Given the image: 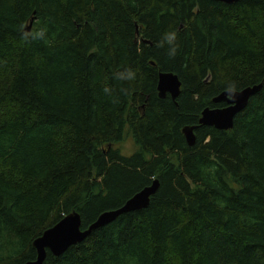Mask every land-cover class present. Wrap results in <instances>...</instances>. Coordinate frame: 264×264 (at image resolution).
I'll return each instance as SVG.
<instances>
[{
  "label": "trees",
  "instance_id": "obj_1",
  "mask_svg": "<svg viewBox=\"0 0 264 264\" xmlns=\"http://www.w3.org/2000/svg\"><path fill=\"white\" fill-rule=\"evenodd\" d=\"M170 31L174 59L157 46ZM125 68L134 81L113 78ZM162 72L181 80L176 100L159 96ZM230 82L263 88L232 130L201 126L189 146L183 128L224 107ZM156 179L147 209L45 264H264V0H0V264L35 260L67 215L85 230Z\"/></svg>",
  "mask_w": 264,
  "mask_h": 264
},
{
  "label": "water",
  "instance_id": "obj_2",
  "mask_svg": "<svg viewBox=\"0 0 264 264\" xmlns=\"http://www.w3.org/2000/svg\"><path fill=\"white\" fill-rule=\"evenodd\" d=\"M213 1L233 4L240 0ZM32 22L28 27V31L31 29ZM262 88L263 83L236 91L234 98L229 96L226 91L215 97L213 99L214 104L224 103L225 106L218 108L207 107L203 110L198 125L185 126L183 128V134L188 145L192 147L196 144L195 131L201 126L214 127L222 131L232 130L235 126L236 117L248 107L251 98L259 93ZM181 91L182 82L178 75L172 72H162L159 74L158 92L161 98H166L170 95L173 100H176L180 96ZM159 188L160 181L156 179L152 185L138 192L122 207L102 213L85 230L82 228L83 221L81 214L79 212H72L34 241L33 246L37 251V257L35 260L28 261L25 264H45L48 252L56 257H60L72 246L84 242L95 230L112 224L122 215L147 209L150 206L151 198L157 194Z\"/></svg>",
  "mask_w": 264,
  "mask_h": 264
},
{
  "label": "clouds",
  "instance_id": "obj_3",
  "mask_svg": "<svg viewBox=\"0 0 264 264\" xmlns=\"http://www.w3.org/2000/svg\"><path fill=\"white\" fill-rule=\"evenodd\" d=\"M46 29L34 30L31 33L25 34V39L31 38L32 40H44L45 39ZM167 44L168 47V57L170 59H174L179 53V43H178V34L176 31L165 32L163 38L160 42H158V47H164ZM113 78L122 82H131L136 79V73L131 68H125L123 71L114 72ZM105 94L111 95L112 89L109 87H105L103 89ZM122 91H126L122 89ZM237 89L234 82H230L226 85V93L229 96L234 98V94Z\"/></svg>",
  "mask_w": 264,
  "mask_h": 264
},
{
  "label": "rangeland",
  "instance_id": "obj_4",
  "mask_svg": "<svg viewBox=\"0 0 264 264\" xmlns=\"http://www.w3.org/2000/svg\"><path fill=\"white\" fill-rule=\"evenodd\" d=\"M117 147L124 155H128V156L135 151V145L131 139H127L124 142H121L120 144L117 145Z\"/></svg>",
  "mask_w": 264,
  "mask_h": 264
}]
</instances>
